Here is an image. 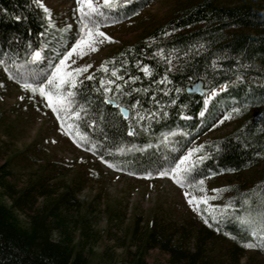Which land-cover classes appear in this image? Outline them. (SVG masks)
<instances>
[{
  "label": "trees",
  "instance_id": "16d2710c",
  "mask_svg": "<svg viewBox=\"0 0 264 264\" xmlns=\"http://www.w3.org/2000/svg\"><path fill=\"white\" fill-rule=\"evenodd\" d=\"M262 1L236 0L224 4L197 0L153 28L144 40L120 48L104 61L106 70L93 69L89 74L93 78L81 79L75 89L74 107L83 106L87 113L80 120L73 118L80 131L86 133L83 147L88 150L95 146L90 151L92 155L103 157V162L106 160L126 173L155 174L173 167L184 150L208 128L213 115L221 112L236 125L224 136L199 145L202 147L194 152L186 181L196 182L257 166L264 159ZM112 2L116 8L105 7L107 13L98 17L99 22L122 21L148 0ZM48 20L36 0H0V60L13 73L17 64L43 73L48 62L59 55L56 44L70 40L69 33L58 32ZM35 50L41 52L45 61H32L31 52ZM113 68L116 76L112 75ZM198 77L208 91L225 85L202 116L203 97L185 90ZM109 80L114 84H107ZM116 84L120 85L119 90ZM104 87L111 91L105 93ZM106 96L118 106L107 103ZM133 104L137 106L131 108ZM120 105L128 108L127 119L120 114ZM92 120L95 125L88 127ZM129 129L133 134L129 135ZM9 174L7 163L0 164V264H100L89 260L61 214L62 208L76 201L71 187L35 209L30 205L36 195H44L43 189L31 184L14 195L7 179ZM4 189L12 191L6 193ZM245 200L249 203L245 204ZM231 204L235 210L230 208L226 216H218L217 220L210 217L205 232L211 235L220 231L228 236L226 252L230 264H238L246 250L264 255V240L251 237L236 215L237 211L241 216L259 213L264 205V174L238 189ZM18 211L23 212L24 220ZM205 232L199 231L192 249H183L178 242L171 243L150 229L134 251L131 264H148L144 250L153 245L168 254L170 264H223L216 257L203 254ZM249 240L258 246L245 247ZM250 260L243 264H251Z\"/></svg>",
  "mask_w": 264,
  "mask_h": 264
},
{
  "label": "rangeland",
  "instance_id": "374dc122",
  "mask_svg": "<svg viewBox=\"0 0 264 264\" xmlns=\"http://www.w3.org/2000/svg\"><path fill=\"white\" fill-rule=\"evenodd\" d=\"M195 1L148 0L133 16L122 21L100 22L101 30L112 40L98 44L97 51L88 52L83 57L74 54L72 59H75V63L70 59L69 67L90 64L91 67L77 79L86 78L120 48L144 40L153 28ZM216 1L226 4L236 0ZM95 2L99 3V0ZM39 3L49 9L47 18L58 32H67L71 36L70 40L56 44L55 48L61 54L71 46L78 30L77 0H39ZM261 3L264 4V1ZM102 12L103 15L107 13L105 7ZM69 25L71 27H67ZM45 59L42 55L39 58L41 61ZM22 83L9 78V74L0 66V164L7 163L10 170L7 179L15 191L14 195L31 184L39 186L38 190L43 189L44 195H36L30 205L32 208H39L61 191L72 188L76 201L62 208L61 214L65 216L75 241H80L91 262L131 264L134 251L150 229L158 231L171 243L178 242L183 249H192L199 231L202 234L205 232L207 224L204 218L211 217L213 208L217 213L223 211V205L231 203L238 189L248 186L264 174L263 159L257 166L238 173L206 177L202 179V186L196 181L186 182L181 187L170 176L161 177L157 173L151 176L135 175L110 167L62 131L55 114L46 107V101L38 93L24 89ZM224 88L225 85L215 88V94ZM213 90L203 96V114L215 96ZM225 117L221 112L213 115L208 128L195 138L181 156L208 139L229 133L236 121ZM193 155L194 152L188 162L190 164ZM188 184L193 186L188 187ZM200 187L215 199H210L208 205L201 203V211L197 212L188 203L184 192L204 195L199 191ZM212 189L227 190L214 193ZM4 190L6 193L12 191ZM4 200L9 202L6 196ZM19 216L24 220L23 212H19ZM205 235V242L201 244L203 254L216 257L223 264H230L231 259L226 252L228 236L220 231L211 235L206 231ZM144 257L148 264H170L168 254L156 245L147 246ZM248 259H251V264H264V255L254 254L250 250L240 256L238 264Z\"/></svg>",
  "mask_w": 264,
  "mask_h": 264
},
{
  "label": "snow or ice",
  "instance_id": "6c2138e0",
  "mask_svg": "<svg viewBox=\"0 0 264 264\" xmlns=\"http://www.w3.org/2000/svg\"><path fill=\"white\" fill-rule=\"evenodd\" d=\"M41 8H43L45 14H49V9L44 7L42 3H39V0H36ZM127 2V0H126ZM114 4L112 0H99V3L95 2V0H77V9L76 11L79 13L78 16V30L76 35L72 38L73 42L71 46L62 51L61 54L56 56V59L48 62L47 69L41 73L38 70H35L32 66H25L17 64V71L13 73L6 65L4 60H0V65H5L4 71L9 74V78L18 79L22 81V87L26 90H30L33 94H39L43 100L46 101V107H48L54 114L56 120L59 122L60 129L64 131L67 135L71 136L74 141L83 146L85 143L86 133L81 132L79 125L73 122V118L76 120H80L82 115L86 116L87 113L83 106L75 104V89L76 85L79 83L78 77L81 73L86 72L91 65L84 64L76 68L69 67V60L71 59L72 63H75V59H72L74 54L83 57L88 54V52L97 51V45L103 43L104 41H111L112 37L108 36L105 32L101 30V24L99 22L98 17L103 15L102 8L103 7H113ZM19 19V17H17ZM51 23V21L49 20ZM71 27V25L67 26ZM66 30V29H65ZM41 57V52L39 50H35L31 52L32 61H36ZM15 64V61H13ZM107 62L102 63L100 65L101 69L106 70ZM144 72L148 73V67H144ZM112 75L116 76V70L113 68ZM91 75L87 76L86 79H92ZM122 79V78H121ZM131 79H135V77H131ZM101 84L104 85L105 82L101 80ZM107 84H114V81L109 80ZM115 88L117 90L120 89V85L116 84ZM103 91L105 93L111 91L110 88L104 87ZM215 95V89L212 92ZM106 102L111 103L109 97H105ZM138 103V102H137ZM207 103V100L205 101ZM137 105H131V108H135ZM233 111L238 112L239 109H234ZM125 110L123 108L120 109V114L124 115ZM203 115V113H201ZM128 117L125 116V119ZM230 118V116H226L225 119ZM143 119V117H140ZM222 122V121H221ZM95 120H92L88 127H92L95 125ZM133 134L132 130L129 129V135ZM172 133H169L171 135ZM199 146L195 149H190L188 153L179 158L178 162H175L174 167H170L168 169L159 171L157 175L164 177L170 176L171 179L181 187L186 185V174L191 170L192 165L189 162L192 153L200 150ZM95 146L89 148V151H94ZM103 160V157H101ZM202 159L201 157H197V160ZM109 164L110 167H115L114 164H110L108 161H104ZM151 176V173H148ZM198 183L202 186L203 180L198 181ZM188 187H192V184H188ZM227 189H212L214 193H218L220 191H226ZM199 191L205 193L201 196L193 195L189 192H184V196L187 198V201L190 205L193 206V209L197 212L201 211L199 205L202 203L204 205H208V201L210 199H215L214 196L210 197L206 194V190L203 187H200ZM249 201L245 200V204H248ZM230 208L234 209V206L229 203L223 205V212L217 213L215 208H213V212L210 213L213 220H217L219 217H224L228 214V210ZM207 211V208H205ZM236 215L239 217V222L246 226V232L249 233L251 237L259 238L264 240V205L261 206L260 211L257 215H253L251 212L247 216H241L237 211ZM204 222L206 224L209 223L208 218H204ZM211 226V225H210ZM245 247H257L258 245L252 240H249L245 243Z\"/></svg>",
  "mask_w": 264,
  "mask_h": 264
},
{
  "label": "water",
  "instance_id": "95a60500",
  "mask_svg": "<svg viewBox=\"0 0 264 264\" xmlns=\"http://www.w3.org/2000/svg\"><path fill=\"white\" fill-rule=\"evenodd\" d=\"M185 90L188 93H194V94H198V95H201V96H203V95H205L207 93V90L205 89L204 81L200 77L196 78L194 81H192L191 83L187 84L185 86ZM110 100H111V103H109V102H107V103H109V104H111L112 106H115V107L118 106V103L115 100H113V99H110ZM121 108H123L125 110V113L122 116L123 117L128 116V113H129L128 108L126 106H124V105H120L119 106V110Z\"/></svg>",
  "mask_w": 264,
  "mask_h": 264
},
{
  "label": "bare ground",
  "instance_id": "6f19581e",
  "mask_svg": "<svg viewBox=\"0 0 264 264\" xmlns=\"http://www.w3.org/2000/svg\"><path fill=\"white\" fill-rule=\"evenodd\" d=\"M214 89H215V88H214ZM208 92H209V91H208ZM208 92H207V93H208Z\"/></svg>",
  "mask_w": 264,
  "mask_h": 264
}]
</instances>
